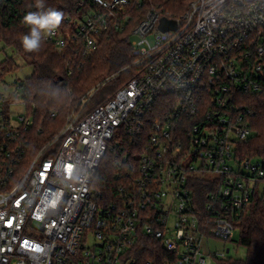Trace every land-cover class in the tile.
<instances>
[{
	"label": "built area",
	"instance_id": "built-area-1",
	"mask_svg": "<svg viewBox=\"0 0 264 264\" xmlns=\"http://www.w3.org/2000/svg\"><path fill=\"white\" fill-rule=\"evenodd\" d=\"M134 1L79 0L88 7L73 27L43 40L90 53L103 34L128 28ZM163 17L175 29L161 31ZM129 47L133 77L84 116L70 114L20 173V138L32 120L23 83L1 81L0 264H135L129 251L140 233L175 254L174 264H208L229 249L204 252L202 244L233 242L242 213L264 205V164L237 152L254 137L255 111L243 97L264 94V0H191L177 17L147 9ZM163 96L172 110L152 124L125 198L98 205L93 178L117 148L116 131L137 137ZM14 105L22 113H11ZM195 178L214 181L203 210Z\"/></svg>",
	"mask_w": 264,
	"mask_h": 264
},
{
	"label": "trees",
	"instance_id": "trees-1",
	"mask_svg": "<svg viewBox=\"0 0 264 264\" xmlns=\"http://www.w3.org/2000/svg\"><path fill=\"white\" fill-rule=\"evenodd\" d=\"M190 1L135 0L134 3H140V6L132 9L128 28L103 34L96 49L86 54L80 46L57 51L52 43L44 40L39 51L26 52L21 41L29 27L23 24L22 17L29 11L41 10L32 6L35 0H0V42L26 58L32 69L31 75L22 81V97L32 125L20 138L25 145L24 158L17 172L24 170L29 159L61 130L70 114L84 116L133 77L130 28L147 9L153 8L162 16L177 17L187 9ZM78 3L79 0H45V10L54 8L64 13L57 28L63 30L68 26L72 28L73 21L87 10V3L84 6ZM12 65L9 58L0 63L1 68L7 69ZM3 75L4 72L0 77ZM243 98L244 103L255 111L248 118L254 137L239 144L237 152L242 158L257 159L264 164V94ZM170 100L169 96L156 100L137 137L129 136L123 129L116 131L111 146L117 148L107 150L93 178L92 192L98 205L110 206L125 198V189L138 157L147 147L146 139L152 124L170 113ZM213 182L192 179L191 192L200 210L204 209L206 194L214 188ZM235 226L238 237L233 243L243 248L244 256L236 257L228 252L224 258L212 256L211 264H264V205L244 211ZM129 253L135 264H174L177 260L176 255L167 251L158 240L143 233Z\"/></svg>",
	"mask_w": 264,
	"mask_h": 264
},
{
	"label": "rangeland",
	"instance_id": "rangeland-1",
	"mask_svg": "<svg viewBox=\"0 0 264 264\" xmlns=\"http://www.w3.org/2000/svg\"><path fill=\"white\" fill-rule=\"evenodd\" d=\"M7 58L12 60L13 65L10 69H7L5 66L2 67L4 75L0 78V91L2 90L1 81H4V83L8 85L16 80L22 82L28 78L32 72L29 61L26 58L16 54L12 48L6 47L2 42H0V63L5 61ZM10 111L11 113L18 114L22 113L23 109L21 106L14 105L10 107ZM256 161L258 160H253V162ZM237 237L238 233L235 231L232 240H236ZM202 248L204 252L209 250L221 251L228 248L230 250L228 255H234L236 257L244 256L243 248L237 247L233 242L229 241L224 242L217 239H209L207 243L202 244Z\"/></svg>",
	"mask_w": 264,
	"mask_h": 264
},
{
	"label": "clouds",
	"instance_id": "clouds-1",
	"mask_svg": "<svg viewBox=\"0 0 264 264\" xmlns=\"http://www.w3.org/2000/svg\"><path fill=\"white\" fill-rule=\"evenodd\" d=\"M32 6L41 11H29L22 17L23 24L29 27V32L21 41L26 52L39 51L43 41L42 33L52 35L64 19L62 11L54 8L45 10V0H35Z\"/></svg>",
	"mask_w": 264,
	"mask_h": 264
},
{
	"label": "water",
	"instance_id": "water-1",
	"mask_svg": "<svg viewBox=\"0 0 264 264\" xmlns=\"http://www.w3.org/2000/svg\"><path fill=\"white\" fill-rule=\"evenodd\" d=\"M159 29L161 31H167L170 29H175V21L174 20H168L167 18L163 17L159 21Z\"/></svg>",
	"mask_w": 264,
	"mask_h": 264
}]
</instances>
